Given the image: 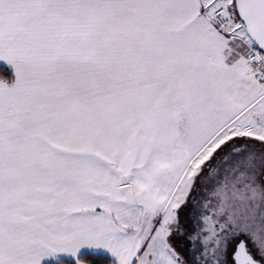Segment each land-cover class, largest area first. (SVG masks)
<instances>
[{
    "label": "snow or ice",
    "instance_id": "obj_1",
    "mask_svg": "<svg viewBox=\"0 0 264 264\" xmlns=\"http://www.w3.org/2000/svg\"><path fill=\"white\" fill-rule=\"evenodd\" d=\"M0 62V264H264V0H0Z\"/></svg>",
    "mask_w": 264,
    "mask_h": 264
},
{
    "label": "trees",
    "instance_id": "obj_2",
    "mask_svg": "<svg viewBox=\"0 0 264 264\" xmlns=\"http://www.w3.org/2000/svg\"><path fill=\"white\" fill-rule=\"evenodd\" d=\"M0 68H4V67L0 66ZM8 72L9 71H5L4 75H7L8 74V76H10V73H8Z\"/></svg>",
    "mask_w": 264,
    "mask_h": 264
},
{
    "label": "crops",
    "instance_id": "obj_3",
    "mask_svg": "<svg viewBox=\"0 0 264 264\" xmlns=\"http://www.w3.org/2000/svg\"><path fill=\"white\" fill-rule=\"evenodd\" d=\"M0 66H2V67H4V68H6V66H5V65H3V62H0ZM8 73H10V72H8ZM6 76H8V74H7Z\"/></svg>",
    "mask_w": 264,
    "mask_h": 264
}]
</instances>
